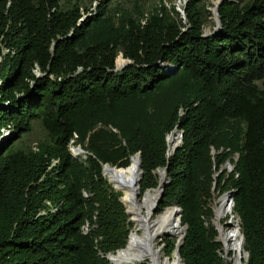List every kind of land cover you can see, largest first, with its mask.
Instances as JSON below:
<instances>
[{
	"label": "trees",
	"instance_id": "trees-1",
	"mask_svg": "<svg viewBox=\"0 0 264 264\" xmlns=\"http://www.w3.org/2000/svg\"><path fill=\"white\" fill-rule=\"evenodd\" d=\"M112 1L0 0V264H111L134 225L102 164L137 152L140 196L168 168L156 212L181 207L182 264H231L213 224L226 192L242 264H264V0H224L208 36L201 0L119 15ZM35 121L47 140L16 147Z\"/></svg>",
	"mask_w": 264,
	"mask_h": 264
},
{
	"label": "bare ground",
	"instance_id": "bare-ground-1",
	"mask_svg": "<svg viewBox=\"0 0 264 264\" xmlns=\"http://www.w3.org/2000/svg\"><path fill=\"white\" fill-rule=\"evenodd\" d=\"M216 1H214V5ZM124 63L121 57L116 59V67L119 68ZM173 134L175 133L169 134L167 137L168 151L170 152L178 141V138L172 137ZM173 139H175V142ZM104 173L113 186L121 192V199L129 218L134 224L127 247L123 249V252L111 254L109 256L111 262L113 264H133L135 262L134 257L137 256L141 259L134 264H178L179 261L175 256L173 259L166 258L162 246L165 234L173 235L175 241L182 237L183 227L178 223V210L173 207L165 208L161 212L153 210L160 193L159 188H153L141 196L136 194V179L138 176L136 158L133 157L128 166L119 169L111 168V165L104 166ZM159 176L160 184H162L164 180L163 171H159ZM229 200V192L224 193L219 198V205L214 207L213 223L216 226L219 241L224 246L225 252L228 254V252L234 251L233 263L238 264V254L242 243L240 229L233 222L229 223L231 214ZM224 217H227V219L222 223L221 220Z\"/></svg>",
	"mask_w": 264,
	"mask_h": 264
},
{
	"label": "rangeland",
	"instance_id": "rangeland-1",
	"mask_svg": "<svg viewBox=\"0 0 264 264\" xmlns=\"http://www.w3.org/2000/svg\"><path fill=\"white\" fill-rule=\"evenodd\" d=\"M88 1L89 0H86V4L87 5H88ZM186 1L187 0H113L110 3L109 6H110L111 11L113 13H115L116 15L120 14V10L122 8H125V9H128L130 11H133L135 9V6L139 7L146 14L149 11H151L154 7L159 6L161 4L165 5L168 9H170L172 6H174L176 9H178L183 14L182 6L186 3ZM214 1H216V0H201V2L199 3V5L201 7H204L206 9L210 10V13L204 12V24H203V31H204V33H207L208 35L212 34L213 30L216 29L215 19H214V16L212 15V13H211V9H213L212 6L214 5ZM94 8H95V1L92 2L90 10L87 13H84V16L91 14L93 12ZM118 57H121L124 60V62L127 60V59L122 57L121 53L117 55L116 59ZM116 59H115V65H116ZM258 84L261 87H264V80L263 81H261V80L258 81ZM0 133H1L0 136H2V137L11 135L10 131L8 129H6V128H2L0 130ZM174 136H175V134L172 135L173 138H175ZM47 138H48L47 132L44 130V128L41 125V123L39 121H35V122L32 123L31 131L29 133L24 134L19 140L16 141V147H22V148H26L27 149L29 147L34 146L38 142L47 140ZM173 140L175 142V139H173ZM74 148H75V145H70V150L71 151ZM76 155H81L82 157H85L86 153L85 152L84 153H82V152L79 153V152L75 151V156ZM224 167H226L228 170L232 169V167L230 165H228V163H226V165ZM157 174L159 176L158 171H157ZM105 179L107 180L106 177H105ZM147 191H149V190H147ZM219 203H220V201H216V204L214 205V207L219 205ZM170 207H172V206H170ZM227 217H224L221 220V222L224 223L225 220L227 219ZM233 224L239 225V220H238L237 217H234ZM133 229H134V227L132 228V230ZM217 239L219 241V238H217ZM162 246H163V244H162ZM163 248H164V246H163ZM221 251L223 252L222 256L228 262H230L231 264H234L233 262H234V258H235V252L234 251H230L227 254L225 252V250H224V246L223 245H222ZM231 252H232V255H231V257H229L228 255ZM241 257H242V259L239 262V264L240 263L242 264V260L246 257V253H244L242 251ZM173 258H174V256L172 255L171 259H173Z\"/></svg>",
	"mask_w": 264,
	"mask_h": 264
},
{
	"label": "water",
	"instance_id": "water-1",
	"mask_svg": "<svg viewBox=\"0 0 264 264\" xmlns=\"http://www.w3.org/2000/svg\"><path fill=\"white\" fill-rule=\"evenodd\" d=\"M223 1H224V0H217L216 3H215V5H214V7H213V9H211V13H212V15H213L214 17H216V19H215L216 29L213 30L212 34L215 33L217 30L220 29V24H221V22H220V18H219V15H218V11H217V9H218V7L222 4ZM229 1H232V0H229ZM203 34H204L203 36H208L207 33H203ZM127 63H130V60H126L125 63H124L123 65H125V64H127ZM123 65H122L121 67H119V68L116 67L115 70H119V69H121V68L123 67ZM172 133H175V136H174V137L178 138V141H177L176 144L173 146L171 152L168 151V147H167V153H168V156L173 152V150H174V149H175V148L181 143V141H182L183 131H182L181 129H179L178 127H176V128H174L169 134H172ZM169 134H168V135H169ZM168 135L166 136V141H167V137H168ZM167 146H168V144H167ZM75 151H77V152H82V153L85 152V150L82 149L79 145H78V146H75V148L71 151L72 155H74V156H75ZM133 157L136 158V170H137V173H138V176H137V179H136V194H137V195H140L139 183H140V180H141L142 175H143V172H142V170H141V158H140V152H137V153L133 154V155L130 157V162L133 160ZM107 165H110V164H109V163H103V164H102V175H103L104 178H105L104 166H107ZM111 168L119 169L120 167H117V166H115V165H111ZM157 171H158V173H159V171H163V173H164V180H163L162 184H160V176H158L159 179H158V185H157L156 188H159L160 193H159L158 199H157L156 202H155L154 209H153L154 211L157 210L158 205H159V203H160L161 200H162L164 186L168 183V180H169V179H168V168H167V167H165V168H161V169H158ZM107 181L112 185V187H113L115 190L119 191L117 188H115V187L113 186V184H112L108 179H107ZM152 189H153V188H151V189H149V190H152ZM146 192H147V191L143 192L142 195H144ZM229 194H230V200L228 201V204H229V206H230V211H231V214H230V216H229V223H231V222H233V220H234V215L232 214L233 198H232V193L229 192ZM119 200L123 203V201H122V199H121V196L119 197ZM123 205H124V203H123ZM124 206H125V205H124ZM172 207H173L174 209L178 210V219H179V222L181 223V207L178 206V205H176V204L172 205ZM164 209H165V208H164ZM124 212L126 213V215H128V212H127V210H126V207H125V209H124ZM129 220L132 222V220H131L130 218H129ZM235 225H237V224H235ZM237 226H238V228H240V225H237ZM182 227H183V234H182V237H181V239H179V240L177 239V240L175 241V249H174V252H173V256H175V258L179 261L178 264H182V260H181V258H180V254H179V247H180V245H181V243H182V241H183V239H184L185 231H186V226H185V225H182ZM131 230H132V229H131ZM131 230L129 231L128 239H127V243H126V245H125L123 248L118 249L114 254H118V252H123V249L127 247L128 242H129V236H130V234H131ZM166 237L174 239V236L171 235V234H165V237H164V238H166ZM164 238H163V239H164ZM240 238H241L242 246L240 247L239 254H238V264H239V262H240L241 259H242V257H241V253H242V251H243V242H244V235H243V233H242L241 231H240ZM163 246H164V245H163ZM111 254H112V253H108V254L104 255L103 257H105V258H106L111 264H113V263L111 262V260H110V257H109ZM166 258H170V257H169V256H166ZM140 259H141L140 257H137V256L134 257V260H135L134 263H136L137 261L139 262ZM134 263H133V264H134ZM240 264H241V263H240Z\"/></svg>",
	"mask_w": 264,
	"mask_h": 264
},
{
	"label": "clouds",
	"instance_id": "clouds-1",
	"mask_svg": "<svg viewBox=\"0 0 264 264\" xmlns=\"http://www.w3.org/2000/svg\"><path fill=\"white\" fill-rule=\"evenodd\" d=\"M72 145V144H71Z\"/></svg>",
	"mask_w": 264,
	"mask_h": 264
}]
</instances>
